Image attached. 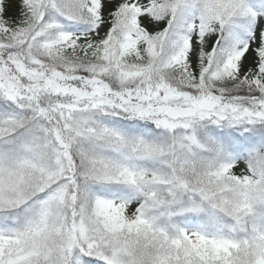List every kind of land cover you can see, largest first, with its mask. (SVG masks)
Wrapping results in <instances>:
<instances>
[{"label":"snow or ice","instance_id":"snow-or-ice-1","mask_svg":"<svg viewBox=\"0 0 264 264\" xmlns=\"http://www.w3.org/2000/svg\"><path fill=\"white\" fill-rule=\"evenodd\" d=\"M0 264H264V0H0Z\"/></svg>","mask_w":264,"mask_h":264}]
</instances>
